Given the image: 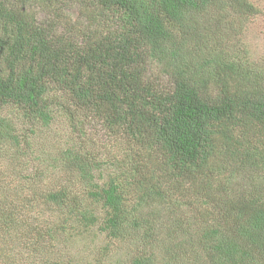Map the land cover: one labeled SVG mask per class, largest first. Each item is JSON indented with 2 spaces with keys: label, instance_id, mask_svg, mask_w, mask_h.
<instances>
[{
  "label": "trees",
  "instance_id": "trees-1",
  "mask_svg": "<svg viewBox=\"0 0 264 264\" xmlns=\"http://www.w3.org/2000/svg\"><path fill=\"white\" fill-rule=\"evenodd\" d=\"M78 3L82 18L70 21L59 0H0V106H18L15 110L24 112L30 124L41 120L47 125L60 106L51 100L61 95L72 131L83 112L84 121L101 123L125 144L119 174L102 184L92 174L100 162L63 146L64 167L80 177L87 195L102 200L100 220L63 188L44 191L38 205L47 212L66 209L65 216L60 213L63 231L78 222L98 224L110 240L136 242L131 264H151L157 240L151 230H159L154 223L160 219L169 221V236L178 227H199L198 247L211 264H264V71L253 70L236 52L218 49L213 41L238 29L240 19L256 16L257 6L250 0ZM38 7L47 18H36ZM153 68L166 81L151 79ZM33 125L11 135L0 118V145L10 138L31 155ZM85 128L77 134H86ZM207 172L214 175L215 187L199 183L194 189L198 200H179L181 181H203ZM238 175L247 179L240 188L233 185ZM32 201H11L10 208L15 214L39 207ZM181 204L196 210L194 215L181 212ZM155 205L163 207L166 220ZM0 212L1 233L13 234ZM37 224L26 226L30 238L26 235L28 242L14 254L27 253L25 264H45L44 248L38 245L54 238L55 232ZM184 241L169 243L165 251L174 257L179 246L190 249L195 240ZM108 250L104 246L98 253ZM195 261L200 263L197 256Z\"/></svg>",
  "mask_w": 264,
  "mask_h": 264
},
{
  "label": "rangeland",
  "instance_id": "rangeland-1",
  "mask_svg": "<svg viewBox=\"0 0 264 264\" xmlns=\"http://www.w3.org/2000/svg\"><path fill=\"white\" fill-rule=\"evenodd\" d=\"M254 3L260 12L254 17H250L246 20H239L238 29L234 28L230 31H224L222 36L218 37L219 41L213 40L217 44V48L221 50H229V52H236L237 56H241L243 62L248 67L256 71H264V0H250ZM59 6H63L61 11L63 16L70 21L81 16V6L78 0H66L61 3L59 0ZM33 9L36 18L42 20L45 15V11ZM31 12V10H28ZM48 12V10H47ZM211 19V18H209ZM64 20V19H63ZM65 21V20H64ZM59 22L58 25H61ZM60 27H56L59 30ZM5 66L2 64V67ZM151 79L166 81V78L158 77L159 72L156 68L152 69ZM59 96V97H58ZM65 98L61 95L53 97L51 102L60 103V106H56L54 109L53 120L47 125H42V121L36 122L31 128L34 134H31L28 138V142L31 143V155L24 152L21 143H15L12 139H8L6 142H2L0 145V209L6 217L7 222L13 226V236L2 234L3 230L0 227V264H9L7 261L11 258V264H25L26 254L23 252L20 255H14L17 253L19 248L24 246L28 242L25 238L28 227L30 225L42 223L43 226H39L42 231L51 229L54 233L52 241L43 238V241L39 243L42 254V262L50 264L53 260L61 261H73L72 264H131L132 259L136 255L135 243L125 242L124 244L118 242L113 238L110 240L106 234L98 231V224L90 225L89 227H83L78 223L75 228H69L65 231L62 230L61 226L64 220H62L63 213L66 209L58 212L48 208L46 211L41 203L38 205L37 200L42 202V193L47 189L63 188L69 193L70 200L79 201L80 204L89 208L99 216V220L104 214V209L101 206L102 200H93V198L87 195L83 189L82 180L80 177H72L73 173L69 170L70 167L65 168L64 160L62 157V151L65 147H70L82 155H92V158L100 162V168L94 169L92 174L94 175V182L99 184L105 183L108 179L119 174V168L121 162L124 161L126 154L124 143L120 142V137H116L111 133L104 131L101 127V123L96 124L95 120H83V115L80 112L77 115L79 123L74 127L75 131H72L71 123L66 112ZM55 102L53 104H55ZM52 104V103H50ZM10 104L0 106V118L6 121L7 129L11 135H21L24 130L29 129L31 126L30 121L25 117L24 112L15 109L20 107H10ZM21 112V113H20ZM83 124L86 126L85 133L78 135L77 131L82 132ZM80 128V129H79ZM33 151V152H32ZM34 157V159H33ZM76 176L79 173L73 171ZM242 173V172H241ZM205 176L203 181L196 179L193 181H181L179 189V200H198L200 194L195 195V185L199 186V183L204 184L207 182L214 188L215 183L211 181L214 177L210 172ZM243 177V176H242ZM240 175L233 179V185L241 187L242 183L246 182L244 177ZM26 178V179H25ZM249 180V179H248ZM174 185H179L175 183ZM79 186V188H78ZM185 188H183V187ZM74 191V192H72ZM74 198L76 200H74ZM78 199V200H77ZM3 200L6 203H3ZM23 200H33L32 204H37L39 207H35L32 210L27 209L19 210L20 213L13 214L12 208H10V202L15 201L20 203ZM31 202V201H30ZM129 202V200H127ZM160 208L158 216H162L165 220V212L163 207L155 205ZM30 209V207H29ZM43 211H42V210ZM181 212L189 211L190 215H194L196 210L190 209L188 206L181 204ZM190 209V210H189ZM41 211L39 219H33L36 212ZM144 213H148L147 209L143 210ZM2 213V212H0ZM63 215H61V214ZM48 216V220L44 217ZM156 215L155 219L158 217ZM171 216L168 214L167 218ZM151 222V217L147 218ZM167 224L169 221L166 220ZM155 226L159 228L158 231L152 229L153 233L157 232L156 239L153 241L152 250L153 257L151 264H197L195 256L198 257V264H211L209 257L200 251L198 247L199 227H192L183 231L180 227L175 228V234L169 236L168 230H165L167 224L162 220H157ZM32 225V226H33ZM15 227V228H14ZM70 227V226H69ZM146 228V225H144ZM152 227V226H150ZM171 226H169L170 228ZM164 232V233H163ZM163 233V234H162ZM141 235L142 232L139 231ZM138 235V234H137ZM30 238V235H27ZM183 239L185 243L194 241V244L190 247L179 246L176 249V256L170 255V251L167 250L168 244L178 242ZM193 239V240H192ZM63 243V248H59L60 242ZM161 241V245L156 246L155 242ZM53 243V244H51ZM138 243V242H137ZM107 246L108 252L102 251L101 255L98 253L102 247ZM159 248L161 251H158ZM181 248H186L184 251ZM28 252V250H25ZM149 249L147 250V252ZM62 252V253H61ZM194 255V256H193ZM204 255V256H203ZM41 256V255H39ZM204 259V260H203ZM45 263V264H46ZM65 264V263H64Z\"/></svg>",
  "mask_w": 264,
  "mask_h": 264
}]
</instances>
